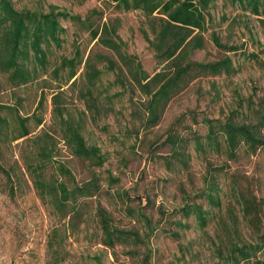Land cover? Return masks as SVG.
I'll return each mask as SVG.
<instances>
[{
  "label": "trees",
  "instance_id": "16d2710c",
  "mask_svg": "<svg viewBox=\"0 0 264 264\" xmlns=\"http://www.w3.org/2000/svg\"><path fill=\"white\" fill-rule=\"evenodd\" d=\"M97 1L119 13L139 12L144 16L148 31L143 30V35L158 65L162 67L159 72L149 75L135 57L127 54L126 44L118 35L119 20L98 25L93 23L94 18L102 22V12L93 10L83 20L79 15L60 12L54 7L47 13L18 10L13 0H0V72L13 88L35 84L39 80L46 84L47 75L57 84L58 91L52 96L54 125L50 130H42L34 138L33 132L43 126L45 121L44 114L38 112L44 108L46 94H41L37 110L32 116L21 114L20 100H17L18 107L0 104V146L9 148L20 140L33 143V150L22 158L24 168L38 197L64 222L63 234L54 229L49 236L48 260L45 264H64L68 256L66 241L71 235L88 233L91 225L94 228L93 235L99 237L98 244L113 252L119 246L136 249L148 247L150 237L160 226L154 224L153 217L145 211L154 206L149 197H146V205L142 209L126 208L136 223L143 224L140 229L118 227L112 214L100 202L103 195L112 196L110 189L120 183V178L112 174L103 176L98 172L103 169L107 158L101 148L89 144L85 138L89 119L98 123L101 118L114 114L117 103L129 92L128 100L134 120L141 122L144 130L156 128L172 100L192 83L202 78L232 76L237 73L234 61L228 54L236 55L242 48L230 41L238 27L253 37L249 16L255 17L264 31V0H229L241 14L233 17L222 15L219 19L211 12L217 0ZM61 20L69 21L76 27H86L91 36L90 44L96 41L97 46L115 55L118 62L94 50L86 56L88 47L82 50L76 42L73 56L63 57L53 68L50 50L53 47L61 49L67 34ZM207 43L223 57L212 62L192 59V54L205 49ZM242 55L258 65L263 64L255 54ZM119 62L124 68L119 66ZM101 65L116 74L115 82L107 86L98 85L105 73L100 69ZM82 68L84 73L79 78ZM119 85L121 91H111ZM136 91L141 96L138 102L134 101ZM69 92L71 95H68ZM75 95L85 106V111L78 118H74L70 112ZM201 124L207 129L204 136L194 134L191 140H187L173 128L159 146L150 144H153L156 151L169 150L168 155L160 158L169 171L189 170L191 145L199 154H218L234 162L238 161L242 153L249 157L264 154V97L257 102L252 98H240L238 107L225 119L204 118ZM60 143H64L74 159L86 165L89 170L88 180L77 182L65 164L53 161ZM209 168L202 189L192 195L182 190L184 200L181 208L174 209L169 215L163 211L162 206L156 209L165 221L175 227L176 230L165 231L170 232L169 236L173 239L181 237L178 229L187 227L184 220L194 218L203 231L208 227L209 211L204 208L203 202L210 208L222 207L221 188L216 176L220 170L212 168L211 164ZM49 169H53L51 175ZM14 173L13 169L3 165L0 152V175L6 180L4 190L12 199L17 191ZM233 191L244 220L258 239L256 244L232 241L230 236L234 233L222 223L224 241L220 246L217 245L218 258L223 264H264V260L259 257L264 249V201L258 199L250 187L236 185ZM116 196L123 204L136 201L141 204L143 200L131 198L127 192H117ZM234 227L236 232L237 226ZM136 249L131 250L132 257H138ZM151 259L152 253L147 250L142 264H150ZM97 262L100 264L101 260Z\"/></svg>",
  "mask_w": 264,
  "mask_h": 264
},
{
  "label": "rangeland",
  "instance_id": "374dc122",
  "mask_svg": "<svg viewBox=\"0 0 264 264\" xmlns=\"http://www.w3.org/2000/svg\"><path fill=\"white\" fill-rule=\"evenodd\" d=\"M13 3L18 10L45 13L54 7L60 12L79 15L83 20L93 10L102 12L104 17L102 22L99 18H94V24L119 20L118 35L126 44L127 54L135 57L149 75L162 69L154 52L145 41L143 30L148 31V26L144 16L139 12L119 13L97 0H13ZM211 12L218 19L222 15L233 17L241 14V11L233 7L229 0H217ZM249 18L253 37L245 29L238 27L230 41L242 48L236 55L228 54L234 61L237 73L232 76L202 78L192 83L172 100L156 128L144 130L141 122L134 120L133 109L128 100L131 94L129 92L117 103L114 114L101 118L98 123H93L89 119L85 138L89 144L101 148L107 158L103 169L98 172L103 176L112 174L120 178V183L110 189L112 196L103 195L99 199L100 202L112 214L118 227L127 230L134 227L140 229L143 228V224L136 223L126 208L130 206L142 209L146 205V197H149L154 202V206L148 207L145 211L153 217L154 224L160 226L150 237L148 247L136 249L131 246H119L113 252L98 244L99 237L93 235L94 228L91 225L88 233L71 235L66 241L65 249L68 256L64 264H99L98 259L101 260L100 264H142L147 250L152 253L150 264H223L217 253V245L220 246L224 241L222 223L234 233L230 236L232 241L256 244L258 237L244 220L233 188L236 185L250 187L255 196L264 201V154L249 157L242 153L238 161L234 162L218 154H199L191 145L189 170L169 171L160 159L161 156L168 155L169 150L156 151L153 144L150 145L154 143L159 146L173 128L187 140H191L194 134L204 136L207 131L201 124L204 118L225 119L238 107L240 98H252L257 102L264 97V31L255 17L249 16ZM61 24L67 29V34L61 49L53 47L50 50L53 68L63 57L73 56L76 42L82 50L88 47L86 56L94 50L96 53L117 60L115 55L97 46L96 41L90 44L91 36L86 27H76L65 20H61ZM222 28L225 29L224 26ZM205 39L208 38L205 36ZM245 53L255 54L263 64L258 65L255 61L245 59L242 55ZM222 57L223 55L209 43L205 49L192 54V59L200 62H212ZM104 66H100V69L105 71L101 83L98 84L100 87L102 84L107 86L116 80V74L108 71ZM119 66L124 68L121 62ZM83 73L82 68L78 77L81 78ZM126 76L129 77L128 74ZM45 79L46 84L39 80L35 84L13 88L0 72V104L13 107L17 106V100H20L22 106L19 108L23 116H32L37 110L41 94H46L47 101L44 108L38 112L44 114L45 121L43 126L33 132L32 138L39 136L44 129L50 130L49 128L54 125L52 96L58 91L57 84L48 75ZM111 91L114 93L121 91L120 85L113 87ZM68 95L71 93L69 92ZM140 99L141 96L136 91L134 101L138 102ZM142 99L144 100L145 97ZM72 101L71 115L78 118L80 113L85 111V106L76 95ZM32 150L33 143L24 140L13 143L9 148L0 146L3 165L13 169L17 178L15 181L17 191L12 199L4 190L6 180L0 175V264H45L48 260L49 236L54 229L60 230V234H63L64 222L56 217L51 207L38 197L32 180L24 168L22 158ZM53 161L65 164L72 171L77 182L88 180L89 170L86 165L74 159L64 143L58 145ZM210 164L212 168L220 170L216 176L221 188L222 207L210 208L206 202H203L204 208L209 211L208 227L203 231L194 218L184 220L187 227L183 230L178 229L181 237L178 240L173 239L169 236L170 232L165 231L176 230L175 227L171 226L169 221H165L156 209L162 206L163 211L169 215L174 209L181 208L184 200L182 190L192 195L202 189L204 179L210 172ZM51 170L49 169L50 175ZM105 188L107 189V185ZM117 192H127L131 198H142V203L136 201L123 204L116 196ZM234 226H237L236 232ZM135 249L138 250L136 253L138 257L130 255L131 250ZM259 257L264 260V249Z\"/></svg>",
  "mask_w": 264,
  "mask_h": 264
}]
</instances>
